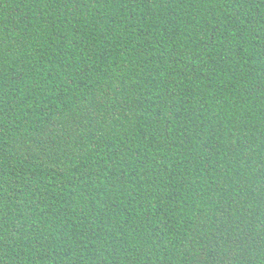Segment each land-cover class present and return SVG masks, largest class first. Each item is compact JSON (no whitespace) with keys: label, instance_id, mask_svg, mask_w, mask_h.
<instances>
[{"label":"trees","instance_id":"1","mask_svg":"<svg viewBox=\"0 0 264 264\" xmlns=\"http://www.w3.org/2000/svg\"><path fill=\"white\" fill-rule=\"evenodd\" d=\"M0 264H264V0H0Z\"/></svg>","mask_w":264,"mask_h":264}]
</instances>
